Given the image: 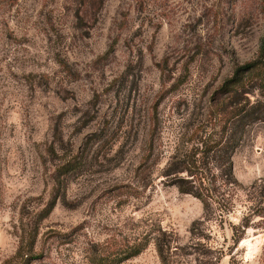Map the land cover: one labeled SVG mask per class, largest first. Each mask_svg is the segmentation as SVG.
I'll return each mask as SVG.
<instances>
[{
    "label": "rangeland",
    "instance_id": "374dc122",
    "mask_svg": "<svg viewBox=\"0 0 264 264\" xmlns=\"http://www.w3.org/2000/svg\"><path fill=\"white\" fill-rule=\"evenodd\" d=\"M101 1L0 0V264L31 234L32 264H88L145 240L121 264H162L161 232L165 264H264V122L232 156L240 186L224 218L161 176L219 134L235 69L264 61V0ZM249 91L234 108L264 103Z\"/></svg>",
    "mask_w": 264,
    "mask_h": 264
},
{
    "label": "trees",
    "instance_id": "16d2710c",
    "mask_svg": "<svg viewBox=\"0 0 264 264\" xmlns=\"http://www.w3.org/2000/svg\"><path fill=\"white\" fill-rule=\"evenodd\" d=\"M84 6H101V0H82ZM249 88L262 91L264 89V61L258 60L252 63L237 67L231 78L227 79L220 92L227 94L232 110L227 112V116L221 131H213L201 140L198 145L191 147L181 154L170 156L168 165L162 172V177L167 186L175 187L180 194L190 195L197 199L203 208L204 218L219 212V217L224 218L233 208L232 196L237 186H240L233 174L232 156L239 147L245 129L253 124L264 122V103H250L246 101L243 106L234 108L239 96L250 94ZM154 129L150 135V151L153 147ZM206 133V132H205ZM207 134V133H206ZM72 161H67L59 169V177L67 176L75 167ZM57 196L48 204L43 212V218L47 217L55 207ZM229 204L228 207L219 210L217 205ZM217 204V205H216ZM215 207V208H213ZM199 222H194L190 229L191 236L195 237V226ZM241 226L242 231L247 228ZM234 243L237 244L243 236L240 229L232 228ZM239 232V233H238ZM166 234L161 232L152 240L156 251L162 262L165 264V252L171 246L164 242ZM202 236V235H198ZM148 241H139L131 246L117 248L112 252L104 253L94 250L92 257L88 256V264H121L126 260L138 256L148 246ZM36 236L33 234L20 239L18 248L13 257L6 261V264H32L40 259V255H34ZM98 249V248H97Z\"/></svg>",
    "mask_w": 264,
    "mask_h": 264
}]
</instances>
